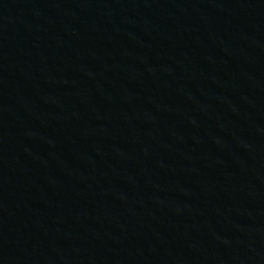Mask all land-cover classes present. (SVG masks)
<instances>
[{
  "label": "water",
  "instance_id": "95a60500",
  "mask_svg": "<svg viewBox=\"0 0 264 264\" xmlns=\"http://www.w3.org/2000/svg\"><path fill=\"white\" fill-rule=\"evenodd\" d=\"M0 264H264V0H0Z\"/></svg>",
  "mask_w": 264,
  "mask_h": 264
}]
</instances>
